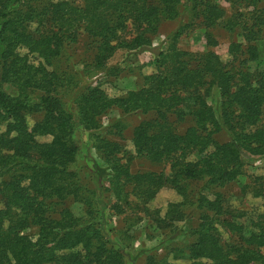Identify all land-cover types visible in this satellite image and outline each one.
Here are the masks:
<instances>
[{
  "label": "trees",
  "instance_id": "trees-1",
  "mask_svg": "<svg viewBox=\"0 0 264 264\" xmlns=\"http://www.w3.org/2000/svg\"><path fill=\"white\" fill-rule=\"evenodd\" d=\"M226 1L228 16L210 0H0V264H125L103 226V211L124 214L129 197L146 204L164 186L181 201L169 204L164 216L145 206L143 213L160 229L191 212L198 221L189 227L193 241L185 250L171 247L175 257L191 264H264V215L244 231L220 190L241 174L249 156H264V70L247 65L264 38V7L259 0ZM187 9L206 28L207 50L180 49L178 39L190 25L181 24L137 89L110 97L80 79L72 105L58 97L57 88L67 85L59 62L81 33L94 44L89 66L105 70L115 52L150 45L161 22ZM215 27L242 38L230 42L227 61L212 49ZM212 86L219 112L205 99ZM112 108L145 118L133 128L132 154L117 142H94L106 168L102 174L91 168L89 189L73 167L79 151L73 134L98 128L99 117ZM184 121L189 124L179 130ZM224 128L229 138L219 142L215 135ZM135 156L167 168L131 173ZM99 176L109 185L111 203ZM253 193L264 199L262 187ZM70 198L83 206L86 220L69 210ZM228 233L238 240L225 242ZM143 264L172 263L151 256Z\"/></svg>",
  "mask_w": 264,
  "mask_h": 264
},
{
  "label": "rangeland",
  "instance_id": "rangeland-1",
  "mask_svg": "<svg viewBox=\"0 0 264 264\" xmlns=\"http://www.w3.org/2000/svg\"><path fill=\"white\" fill-rule=\"evenodd\" d=\"M210 1L225 8V14L230 15L229 1ZM257 5L263 8L264 0H259ZM238 9L242 11L244 8L239 4ZM242 12L246 11L243 10ZM199 21V18L194 17L189 9L182 11L176 19L161 22L157 32L150 36V45L129 51L120 49L115 52L108 59L105 70H95L89 66L94 54V44L89 38L85 37L84 33H81L78 41L66 48V55L59 62L64 77L67 78V85L64 86L63 83L62 86L57 88L58 97L67 105H72V102L76 99V92L79 90L80 84L83 83L80 82V79H84L89 85H98L110 97L137 89L142 85L144 76L155 71L153 59L157 51L179 25L190 24L187 26L186 32L178 39L177 45L180 49L196 53L207 50L208 47L203 36V31L206 28L200 26ZM212 32L217 41L212 49L222 60H229L228 46L232 40L241 41L240 34L238 32L228 33L218 27L213 28ZM124 34L126 36L128 33ZM255 45L257 46V59L248 61L247 65L251 70H264V38L257 39ZM33 57L34 55L30 56V59H33ZM36 61L34 60V62ZM3 90L10 95L14 93V89L8 84H3ZM205 99L214 107L216 112H219L220 99L215 86L209 88L208 93L205 94ZM27 118L28 124H30L32 118ZM99 118L98 128L88 131L79 128L73 134V140L79 149L77 162L73 167L79 172L82 184H85L89 189H93L95 183L91 179L89 180L88 174L92 171L91 168H96L95 174H102L104 168H106L94 148V142H97L99 138L117 142L132 154L131 135L133 128L145 116L139 113L123 114L118 109L112 108ZM188 124V121L181 122L178 124L179 130H183ZM3 126L4 124H0V130L4 128ZM224 130L215 135L217 141L224 142L228 140L229 136L226 133L228 131H226V128ZM39 139L46 140L48 138L41 137ZM128 166L131 173L159 172L162 168H167L164 165L162 167L160 163H154L145 157L139 156L130 158ZM101 177L99 176L96 181L103 187L106 186V188H103V194L109 196L108 202L111 203L114 199L113 194L109 193V185L103 178L100 179ZM255 178L259 180L255 182ZM260 187L264 189V156H249L247 161L244 162L241 174L233 182L220 189L224 194L226 204L239 213H235V222L241 224L246 232L250 230L252 222L259 215H264V199L253 193ZM129 199L131 200L130 209L128 208L124 214H112L111 208L107 209V207L103 211V226L105 230L110 232L109 238L119 247L124 257V263L143 264L148 257L152 256L155 260L165 259L172 264H191V260L177 258L175 253L170 250L172 246L185 250L193 241L189 227L196 226L198 222L196 213L191 212L190 215L192 214V216H189L185 221L173 222L171 228L160 229L155 221L151 219V216L145 215L142 211L145 206L150 210V213L154 210L158 212L159 216H164L169 204L180 202L181 196L171 188L164 186L146 204L136 203L132 196ZM66 204L74 216L86 220L87 215L80 203L70 198ZM0 207H2L1 202ZM223 237L226 240L225 242L229 243L238 240L236 236L230 233L223 234Z\"/></svg>",
  "mask_w": 264,
  "mask_h": 264
}]
</instances>
